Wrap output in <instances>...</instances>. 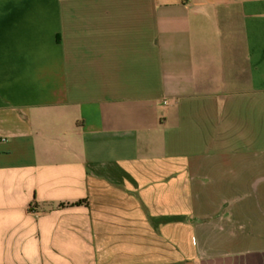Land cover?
Segmentation results:
<instances>
[{
  "label": "crops",
  "instance_id": "0c3cea01",
  "mask_svg": "<svg viewBox=\"0 0 264 264\" xmlns=\"http://www.w3.org/2000/svg\"><path fill=\"white\" fill-rule=\"evenodd\" d=\"M0 264H264V0H0Z\"/></svg>",
  "mask_w": 264,
  "mask_h": 264
},
{
  "label": "trees",
  "instance_id": "16d2710c",
  "mask_svg": "<svg viewBox=\"0 0 264 264\" xmlns=\"http://www.w3.org/2000/svg\"><path fill=\"white\" fill-rule=\"evenodd\" d=\"M82 202H78L75 205L81 204ZM183 220V218L181 217H165V218H161L158 220H155L156 223H170V222H175V221H180Z\"/></svg>",
  "mask_w": 264,
  "mask_h": 264
},
{
  "label": "rangeland",
  "instance_id": "374dc122",
  "mask_svg": "<svg viewBox=\"0 0 264 264\" xmlns=\"http://www.w3.org/2000/svg\"><path fill=\"white\" fill-rule=\"evenodd\" d=\"M202 198H203V200H204V198L206 199V198H208V194L207 195H202L201 196ZM206 206H208V203H206L205 204ZM203 215H206L207 217H208V215H209V211L208 210H203ZM207 245H208V243H207ZM258 246V245H260V244H232V246H234V248H237V247H242V246Z\"/></svg>",
  "mask_w": 264,
  "mask_h": 264
}]
</instances>
